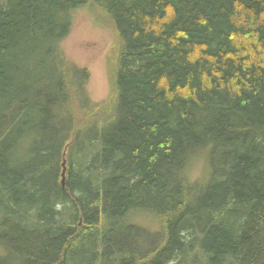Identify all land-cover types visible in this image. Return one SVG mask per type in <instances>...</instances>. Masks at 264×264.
<instances>
[{
	"label": "trees",
	"instance_id": "1",
	"mask_svg": "<svg viewBox=\"0 0 264 264\" xmlns=\"http://www.w3.org/2000/svg\"><path fill=\"white\" fill-rule=\"evenodd\" d=\"M0 264H264V0H0Z\"/></svg>",
	"mask_w": 264,
	"mask_h": 264
},
{
	"label": "rangeland",
	"instance_id": "2",
	"mask_svg": "<svg viewBox=\"0 0 264 264\" xmlns=\"http://www.w3.org/2000/svg\"><path fill=\"white\" fill-rule=\"evenodd\" d=\"M111 41V32L98 27L94 15L86 7L75 11L72 31L61 45L65 60H71L90 70L91 77L87 90L94 100L104 99L110 88V75L106 70L105 56L109 54ZM205 170L206 164L201 162L195 170L197 171L195 176L203 175ZM131 220V222L142 223L150 229L151 224L155 226V222L150 220V223L145 214L139 217L135 216Z\"/></svg>",
	"mask_w": 264,
	"mask_h": 264
},
{
	"label": "water",
	"instance_id": "3",
	"mask_svg": "<svg viewBox=\"0 0 264 264\" xmlns=\"http://www.w3.org/2000/svg\"><path fill=\"white\" fill-rule=\"evenodd\" d=\"M64 164H65V161H64ZM65 171H66V169L64 168V170H63V182H65Z\"/></svg>",
	"mask_w": 264,
	"mask_h": 264
},
{
	"label": "bare ground",
	"instance_id": "4",
	"mask_svg": "<svg viewBox=\"0 0 264 264\" xmlns=\"http://www.w3.org/2000/svg\"><path fill=\"white\" fill-rule=\"evenodd\" d=\"M73 164V163H72Z\"/></svg>",
	"mask_w": 264,
	"mask_h": 264
}]
</instances>
